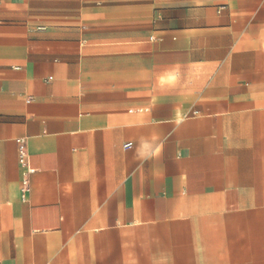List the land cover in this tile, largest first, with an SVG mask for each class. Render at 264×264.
I'll return each instance as SVG.
<instances>
[{"label":"crops","instance_id":"0c3cea01","mask_svg":"<svg viewBox=\"0 0 264 264\" xmlns=\"http://www.w3.org/2000/svg\"><path fill=\"white\" fill-rule=\"evenodd\" d=\"M0 264H264V0H0Z\"/></svg>","mask_w":264,"mask_h":264},{"label":"built area","instance_id":"2783aa9c","mask_svg":"<svg viewBox=\"0 0 264 264\" xmlns=\"http://www.w3.org/2000/svg\"><path fill=\"white\" fill-rule=\"evenodd\" d=\"M17 163L21 168V192L25 193L29 189V178L33 173V170L28 165V154L26 149V143L24 139H17ZM124 148H131V143L124 145Z\"/></svg>","mask_w":264,"mask_h":264}]
</instances>
